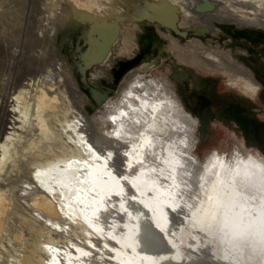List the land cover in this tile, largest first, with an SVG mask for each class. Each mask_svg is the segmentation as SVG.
I'll list each match as a JSON object with an SVG mask.
<instances>
[{"label": "bare ground", "instance_id": "bare-ground-1", "mask_svg": "<svg viewBox=\"0 0 264 264\" xmlns=\"http://www.w3.org/2000/svg\"><path fill=\"white\" fill-rule=\"evenodd\" d=\"M84 1L88 4L73 0L72 7L80 3L87 10L93 0ZM221 2L220 18L264 25V0ZM163 14L174 26L176 12L164 8ZM42 35L46 37L45 32ZM161 35L178 48L174 36ZM29 41L23 49H15L0 36V230L12 211L8 206L20 201L5 193V186L22 176L21 182L41 193L29 200V219H37L33 209L46 214L35 228L47 232L46 239H39L30 254H20L21 261L193 264L204 254L211 264H264L263 160L251 152L236 151L239 157L223 158L209 153L200 170L193 171L183 156V145L191 142L197 120L166 78L136 71L105 101L113 128L97 135L96 147L88 137L90 127L82 110L72 101H61L66 83L52 70L56 56L34 48L43 44L35 33H30ZM189 48L191 52L185 54L177 49L186 63L203 71L225 68L235 74L241 87L257 91L256 81L229 53L208 49L198 40ZM16 64L27 68L18 79L13 75ZM66 96L71 100L70 93ZM129 125L137 127L132 133L135 138L125 141ZM148 148L154 157L138 165L136 173ZM13 159L17 162L11 163ZM118 159V171H111ZM125 179L136 192H127ZM112 190L122 193L110 202V220L104 226L94 211L99 205L107 206L105 199ZM167 205L176 206L177 214L169 216ZM2 253L7 259L3 264H14L6 247Z\"/></svg>", "mask_w": 264, "mask_h": 264}, {"label": "rangeland", "instance_id": "rangeland-1", "mask_svg": "<svg viewBox=\"0 0 264 264\" xmlns=\"http://www.w3.org/2000/svg\"><path fill=\"white\" fill-rule=\"evenodd\" d=\"M72 1L0 0V36L8 39L13 48L23 49V43L30 42V33H35L44 46L34 48L54 53L52 70L66 83L61 101H72L82 110L90 127L88 137L96 147L97 135L113 128L105 101L113 98L128 75L136 71L147 77L166 78L195 117L191 153L197 162L201 164L213 151L251 152L264 161V25L220 18L221 0H208L205 10L196 9L201 0H93L87 10L80 3L72 7ZM164 8L176 12L174 26L164 18ZM161 33L174 36L178 48ZM195 40L213 51L229 53L256 81L257 91L241 87L235 74L225 68L203 71L180 59L177 49L190 53ZM18 65L13 67L14 79L21 78L27 70ZM44 75L50 77L48 71ZM136 129L129 125L130 134L123 140L134 139ZM22 179L25 177L5 186V193L20 199V206H8V211L15 213L11 211L2 222L0 255L6 247L14 264H31L21 261L20 254H30L39 239H46L47 232L35 229L46 214L33 209L37 219L31 222L27 215L29 200L41 193ZM2 255L0 264L7 260ZM204 256L198 255L193 264H211Z\"/></svg>", "mask_w": 264, "mask_h": 264}, {"label": "water", "instance_id": "water-1", "mask_svg": "<svg viewBox=\"0 0 264 264\" xmlns=\"http://www.w3.org/2000/svg\"><path fill=\"white\" fill-rule=\"evenodd\" d=\"M206 2H208V0H201V2H199V4H197L196 9L197 10L208 9L206 6H204L206 4Z\"/></svg>", "mask_w": 264, "mask_h": 264}]
</instances>
